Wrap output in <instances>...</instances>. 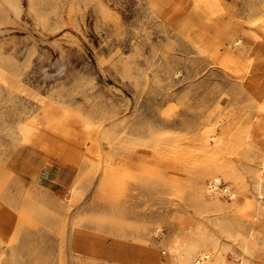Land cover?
<instances>
[{
	"label": "rangeland",
	"instance_id": "1",
	"mask_svg": "<svg viewBox=\"0 0 264 264\" xmlns=\"http://www.w3.org/2000/svg\"><path fill=\"white\" fill-rule=\"evenodd\" d=\"M74 1L0 33V264H264V0Z\"/></svg>",
	"mask_w": 264,
	"mask_h": 264
},
{
	"label": "bare ground",
	"instance_id": "2",
	"mask_svg": "<svg viewBox=\"0 0 264 264\" xmlns=\"http://www.w3.org/2000/svg\"><path fill=\"white\" fill-rule=\"evenodd\" d=\"M19 1L20 0H0V33L3 31L2 27L6 24V22L8 20V15L10 13H14L15 15L19 14V10H20ZM76 1H74V4H77V3H94L95 2V0H76ZM260 38L264 39V28L262 29ZM240 45H241L240 40H235L234 46L236 48H238ZM228 53H229V51H228ZM234 56L236 57L235 53H234ZM261 61L262 62L264 61V56L261 54L260 51H258L254 55L253 62H261ZM9 83L10 82H9V78H8V72L4 69V67L0 66V85H7ZM35 98L37 100H40L41 102H43V99H41L40 96L36 95ZM257 168H256V170H257ZM254 181H255V183L252 184V185H255L256 195L251 196L250 199L253 200V202H254L253 205L260 211V213H263L264 212V192H263V189H264V162H262L261 167L259 168V170H257V172L255 174ZM253 188L254 187H252V190H253ZM224 191H229V189L221 190V188L219 187V181L218 180H215L212 183H210V185L208 187V192H211V193H216V192L217 193H221V192L223 193ZM81 196H82V191L80 189L71 188V190H70V199H71L72 202H76ZM230 197L234 201L238 199L237 196L235 195V193H231ZM222 225H224V224L222 223ZM201 230H203V229H201ZM220 230H222L221 232H223V228H220ZM190 233H191V231H190ZM205 234H207V233H205ZM205 234L200 233V238L198 236V238H197L198 241L194 245L192 244L193 247H192V245L190 243L193 242L194 238L190 239L192 241L189 243V245H190L189 248L187 247L188 250H186V251H188V252H186V254L188 253V255H187V257L185 256L186 258L184 260L179 258V255H177V254H178V252L181 251V249H183L185 246H187V243H181L180 239L175 240L173 245L172 244L169 245L165 249V252L170 255V258L173 261H177L178 258L181 259L182 261H177V263L180 262V264H206V262L211 258V256H210L209 252L208 253L205 252V249L207 250L208 242L210 240H212L213 238L211 236L212 239L211 238L209 239V237L207 238V235H205ZM195 235H198V232ZM194 237H196V236H194ZM215 240H213V241H215ZM243 245H244L243 247L245 249H247L246 243H243ZM190 247H192V248H190ZM217 247H218V245H217ZM224 247L225 246H223V248ZM199 249H200L201 252L198 254L197 257H195L193 263L190 262V259H189L190 256H192V254L195 253ZM227 249H229V248H227ZM230 260L236 261L238 264H244V259H239L238 255L235 254V252L233 250L230 251V249H229V252H225V251L223 252V249L222 250H218L215 264H231Z\"/></svg>",
	"mask_w": 264,
	"mask_h": 264
}]
</instances>
